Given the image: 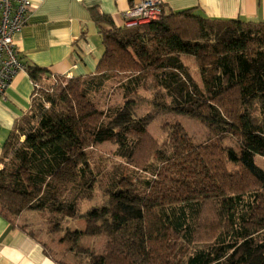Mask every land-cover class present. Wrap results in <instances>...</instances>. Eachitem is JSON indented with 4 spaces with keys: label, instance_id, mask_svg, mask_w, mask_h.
Returning <instances> with one entry per match:
<instances>
[{
    "label": "trees",
    "instance_id": "16d2710c",
    "mask_svg": "<svg viewBox=\"0 0 264 264\" xmlns=\"http://www.w3.org/2000/svg\"><path fill=\"white\" fill-rule=\"evenodd\" d=\"M90 13L103 45L94 72L65 77L27 66L33 91L3 147L0 215L14 225L24 211H46L59 230L96 187L88 148L111 141L133 169L122 175L119 165L107 203L68 237L76 245L102 234L97 222L108 220L111 239L88 264H264V169L255 161L264 158V22L163 5L160 19L131 26ZM113 79L125 98L152 79L168 99L161 106L198 120L209 142L194 143L175 122L160 143L130 100L100 109L92 95Z\"/></svg>",
    "mask_w": 264,
    "mask_h": 264
},
{
    "label": "crops",
    "instance_id": "0c3cea01",
    "mask_svg": "<svg viewBox=\"0 0 264 264\" xmlns=\"http://www.w3.org/2000/svg\"><path fill=\"white\" fill-rule=\"evenodd\" d=\"M138 0H31V10L14 45L27 65L67 77L94 72L103 51L99 27L90 9L123 24L124 12ZM165 10L194 9L212 19L264 22V0H162ZM33 84L17 73L0 99V159L14 122L30 105ZM1 165V162H0ZM36 211H25L19 218ZM27 215H24L26 214ZM0 215V264H58L39 239Z\"/></svg>",
    "mask_w": 264,
    "mask_h": 264
},
{
    "label": "rangeland",
    "instance_id": "374dc122",
    "mask_svg": "<svg viewBox=\"0 0 264 264\" xmlns=\"http://www.w3.org/2000/svg\"><path fill=\"white\" fill-rule=\"evenodd\" d=\"M138 24V23H137ZM136 25V24H134ZM183 61L189 65L191 73L196 81L201 83L199 72L192 58L183 57ZM92 99L100 109L108 110L123 105L126 101H132L133 113L136 118L144 121L147 130L160 143L167 138V131L163 126L167 123H180L192 141L196 144L209 142L211 137L208 130L196 119L166 111L161 104L168 99L163 91L154 85V81L148 80L144 88L128 98L123 95L119 79L107 82L104 88L92 95ZM225 144L235 146L232 139H227ZM89 161L97 177V184L92 197L82 202L77 214L71 218L59 221V230L53 231L56 216L46 211H36L29 217H16L14 224L27 229L35 238L39 239L47 252L57 261L65 264H88L89 257L102 254L110 241L111 233L108 220L101 218L98 224L102 226L103 233L99 235H82L77 244L71 242L68 237L74 231H84L87 225L86 212L107 203L106 187L111 183L119 165L122 166V175L128 174L133 169L123 159L116 155V145L111 141L88 148ZM150 160V159H149ZM257 165L264 169V158L255 157ZM2 167V163H1ZM137 173H143L136 170ZM25 212V211H24ZM24 215H27L24 214Z\"/></svg>",
    "mask_w": 264,
    "mask_h": 264
},
{
    "label": "built area",
    "instance_id": "2783aa9c",
    "mask_svg": "<svg viewBox=\"0 0 264 264\" xmlns=\"http://www.w3.org/2000/svg\"><path fill=\"white\" fill-rule=\"evenodd\" d=\"M162 5V0L134 2L124 12L122 25L131 26L158 20L162 14ZM31 6V0H0V99L13 77L27 70V63L21 59L14 45V35L26 23Z\"/></svg>",
    "mask_w": 264,
    "mask_h": 264
}]
</instances>
